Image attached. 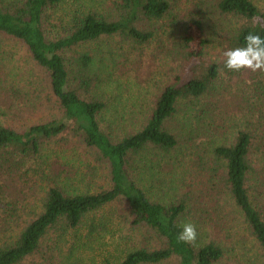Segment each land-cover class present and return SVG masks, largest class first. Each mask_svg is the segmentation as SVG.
Segmentation results:
<instances>
[{"label": "trees", "instance_id": "obj_1", "mask_svg": "<svg viewBox=\"0 0 264 264\" xmlns=\"http://www.w3.org/2000/svg\"><path fill=\"white\" fill-rule=\"evenodd\" d=\"M61 1L21 0L9 4L10 7L0 5V33L21 42L35 65L47 74L50 91L62 112L58 120L32 125L21 132L0 126V203L17 200L20 191L16 187L23 182L27 185L26 179L32 180V175L40 174L43 169L38 162L42 160L43 151L65 134L73 135L108 163L110 187L79 194L50 187L42 197L39 210L30 211L29 216L25 210L22 215L8 216L9 205L8 209H0V264L23 263L37 251L50 230L74 229L88 214L118 201L127 208L132 228L145 230L159 242L157 248L128 252L118 264H219L224 248L216 239L209 237L204 241L200 237L203 235L197 232L194 246L177 240L181 225L187 222L186 209L194 192L179 189L175 198L162 204L151 200L137 186L130 171L141 154L164 155V165L178 161L177 158L183 156L178 151L187 125L190 131L184 141V157L189 163H196L202 154L210 162L198 160L196 165L203 170L209 168L207 183L213 179L222 181L229 202L243 219L264 258V215L252 189L253 176L264 171L263 165L261 170L257 168L252 150L264 148V134L260 129L243 128L230 141L215 143L209 150L205 147L206 152L190 140V132L201 130L198 126L191 128L195 126L194 121L198 122L195 101L209 93L212 82L218 78L215 65L203 66L196 61L203 56L201 48L209 43L202 37L208 19L212 17L208 28L213 34L215 28L211 26L221 29L224 23L232 24L233 29L226 33L225 39L228 48L233 49L243 47L244 37L249 33L264 38V9L259 8L255 0H196L198 17L179 20L176 18L178 0H119L114 19L94 13L73 14L68 33L50 40L45 36L44 21L47 11ZM163 19H173L172 27L164 26V40L171 42L173 54H180L182 50L185 59H194L190 71L164 83L139 130L113 140L99 125L108 104L98 97L84 96L79 90L81 85H71L69 70L73 68L68 66L66 54L80 44L102 37L119 36L146 44L152 33L141 27L145 22ZM191 33L198 34L196 54L187 52L188 44L194 40ZM172 50L166 47L165 53L170 55ZM92 60L89 54L80 55L77 67L82 70L93 67ZM259 77L261 80L250 91L258 93V102L264 107V71ZM263 156L260 158L264 159ZM213 168L216 172H212ZM197 184L203 183L198 181Z\"/></svg>", "mask_w": 264, "mask_h": 264}, {"label": "rangeland", "instance_id": "obj_2", "mask_svg": "<svg viewBox=\"0 0 264 264\" xmlns=\"http://www.w3.org/2000/svg\"><path fill=\"white\" fill-rule=\"evenodd\" d=\"M18 1L21 0H0V5L10 7ZM118 2L62 0L57 7L47 11L45 36L51 40L68 33L73 14L94 13L114 19ZM195 2L178 0V16L175 17L179 20L198 17ZM255 2L264 9V0ZM211 19H208L202 36L209 43L201 48L203 56L195 59L203 66L215 65L218 78L212 82L209 93L195 101L199 123L194 121L195 126L191 128L198 126L201 130L190 132L191 143L204 152L205 147L209 150L215 143L230 141L243 128L253 127L264 134V107L258 102V93L250 91L261 80L262 71L242 69L231 75L224 66L223 53L229 50L225 36L233 29L232 24L224 23L221 29L212 24L213 34L208 28ZM172 23L173 19L145 22L141 30L152 33L146 44L119 36L102 37L67 52L68 66L73 68V71L69 70L71 85H81L79 90L84 96L98 97L108 104L99 125L111 139L139 130L164 83L190 71L194 59H185L179 49L180 54H173L171 42L164 40V26L170 28ZM191 34L194 40L188 44L187 52L196 54L198 34ZM166 47L172 54L165 53ZM83 54L93 58V67L85 70L77 67L76 61ZM61 117L47 74L35 65L21 42L0 33V126L21 132L32 125ZM189 131L188 125L182 131L178 153L183 156H179L178 161L164 165V155H138L131 166L132 178L151 200L162 204L175 198L179 189L181 192L193 191L186 209V221L196 225L204 241L216 239L223 246L224 257L219 264H264L262 252L229 202L222 181L213 179L207 183L209 168L203 170L196 165L198 160L210 162L202 154L196 163H189L184 157V141ZM252 153L261 170L264 159L260 157L264 148L255 147ZM38 165L43 169L40 174L32 175V180L25 178L28 184L23 182L16 187L20 191L17 200L0 203V209L4 210L9 205L8 216L22 215V210L28 216L30 211L37 212L50 187H58L68 194L96 193L110 187L108 163L71 134L52 141L43 151ZM30 166L37 168L34 164ZM212 172H216L214 168ZM261 172V175L253 176L252 189L264 215V171ZM198 181L203 184H197ZM158 246L153 235L132 228L127 208L118 201L88 214L74 229L50 230L37 251L21 264H118L134 249Z\"/></svg>", "mask_w": 264, "mask_h": 264}, {"label": "clouds", "instance_id": "obj_3", "mask_svg": "<svg viewBox=\"0 0 264 264\" xmlns=\"http://www.w3.org/2000/svg\"><path fill=\"white\" fill-rule=\"evenodd\" d=\"M244 41L243 47H235L223 53L225 68L234 72L242 69L252 72L264 71V38L259 34L249 33L244 37ZM181 228L182 231L177 234L178 242L194 246L198 235L196 225L188 221L183 223Z\"/></svg>", "mask_w": 264, "mask_h": 264}]
</instances>
